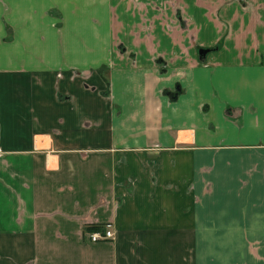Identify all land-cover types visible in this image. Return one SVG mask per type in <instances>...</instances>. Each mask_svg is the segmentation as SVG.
I'll list each match as a JSON object with an SVG mask.
<instances>
[{
	"label": "crops",
	"instance_id": "0c3cea01",
	"mask_svg": "<svg viewBox=\"0 0 264 264\" xmlns=\"http://www.w3.org/2000/svg\"><path fill=\"white\" fill-rule=\"evenodd\" d=\"M0 264H264V0H0Z\"/></svg>",
	"mask_w": 264,
	"mask_h": 264
},
{
	"label": "built area",
	"instance_id": "2783aa9c",
	"mask_svg": "<svg viewBox=\"0 0 264 264\" xmlns=\"http://www.w3.org/2000/svg\"><path fill=\"white\" fill-rule=\"evenodd\" d=\"M91 242L111 241L114 239V231L111 223H106L103 226L102 232H95L88 235Z\"/></svg>",
	"mask_w": 264,
	"mask_h": 264
},
{
	"label": "water",
	"instance_id": "95a60500",
	"mask_svg": "<svg viewBox=\"0 0 264 264\" xmlns=\"http://www.w3.org/2000/svg\"><path fill=\"white\" fill-rule=\"evenodd\" d=\"M207 52H208V50H200V51H199V54L202 53V55H205Z\"/></svg>",
	"mask_w": 264,
	"mask_h": 264
}]
</instances>
